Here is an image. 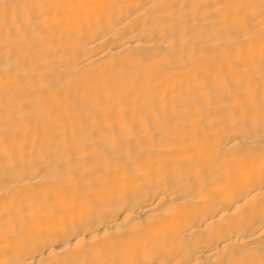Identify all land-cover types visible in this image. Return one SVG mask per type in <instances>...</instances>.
Returning <instances> with one entry per match:
<instances>
[{
	"label": "bare ground",
	"instance_id": "6f19581e",
	"mask_svg": "<svg viewBox=\"0 0 264 264\" xmlns=\"http://www.w3.org/2000/svg\"><path fill=\"white\" fill-rule=\"evenodd\" d=\"M0 264H264V0H0Z\"/></svg>",
	"mask_w": 264,
	"mask_h": 264
}]
</instances>
